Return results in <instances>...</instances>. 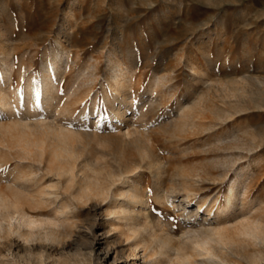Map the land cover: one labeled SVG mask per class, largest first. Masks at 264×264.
Wrapping results in <instances>:
<instances>
[{
	"label": "rangeland",
	"instance_id": "rangeland-1",
	"mask_svg": "<svg viewBox=\"0 0 264 264\" xmlns=\"http://www.w3.org/2000/svg\"><path fill=\"white\" fill-rule=\"evenodd\" d=\"M117 23L123 30L119 56L133 72L135 91L133 110L124 124L135 137L151 139V149L163 165L160 186L171 198L165 203L155 200L154 181L146 170L141 185L152 200L156 235L170 232L177 240L181 225L191 223L183 218L185 206L199 211L196 224L210 208L212 213L225 211L231 180L237 175L235 194H240V201L235 210L227 218L209 221L219 226L264 222V101H258L259 92H264V0H0V53H11L15 60L14 88L19 79L25 83L29 77L41 83L43 62L59 51L57 37H62L69 59L60 84V105L67 103L76 85L77 92L88 95L70 106L66 122L85 140L114 133L112 127H94L89 111L93 96L104 111L111 106L106 101L113 94L108 55ZM10 64L11 60L0 61V72ZM86 70L99 74L83 82L79 77ZM200 98L201 108L190 113L195 121L191 131H174L180 108H191ZM38 104L43 106L42 101ZM2 115L0 127L11 126L13 119ZM95 147L97 168L118 173L117 163ZM5 161L0 165V190L10 195L12 173L19 168L15 159ZM181 188L193 191L197 199L186 204ZM60 192L70 194L64 188ZM56 202L52 198L33 209L38 225L22 229L33 240L1 234L0 264H176L175 256L160 258L150 250L135 249L119 223L108 216V200L74 201L73 208H78L74 219L58 214ZM52 229L66 234L61 241L65 244L45 239V232ZM220 264H264V243L232 245Z\"/></svg>",
	"mask_w": 264,
	"mask_h": 264
},
{
	"label": "bare ground",
	"instance_id": "bare-ground-1",
	"mask_svg": "<svg viewBox=\"0 0 264 264\" xmlns=\"http://www.w3.org/2000/svg\"><path fill=\"white\" fill-rule=\"evenodd\" d=\"M60 30L64 31L62 28ZM122 33L123 30L117 23L108 55L110 73L107 78L113 94L106 97V101L111 102V106L104 111L96 104L97 96H93L95 103L92 111H89L90 119L94 120L91 123L94 127H112L114 133L100 136L97 132L99 135H94L92 138L87 136L86 140L81 138L66 121L70 118V106L84 100L88 95L83 96L84 92L81 90L77 92L76 85L73 90L69 89L70 93L67 92V103L60 105V86L64 82L65 64L69 59L66 46L61 44L62 37H57L59 51L54 53L50 60L43 62L42 81L39 84L35 78L29 77L25 83L19 79L17 88H14L12 73L15 60L11 53H0L1 62L5 64L9 60L13 62V66L5 65L0 72V120L5 118L2 115L4 113L13 119L11 126L6 124L7 127H0V152L3 153L0 157V165H4L7 162L5 160L9 158L15 159L19 168L12 173L11 183L8 186L12 188V193L7 195L0 190V237L6 231L8 236L15 234L26 239V242L32 239V234L25 233L22 229H30L35 224L38 225L32 219L33 209L53 198L58 202L56 204H59L58 214L66 219L71 217L74 219L73 214L77 213L78 208H73L74 201L87 204L92 200H108L111 203L108 216L119 223L121 233L127 236V240L132 241L135 249L140 248L144 252L150 250L154 256L160 258L175 256L176 264H220L224 253L231 249L232 245L245 241L264 243L262 220L240 221L237 225L231 226H219L215 221L211 222L227 218L238 205L240 194L236 195L235 190L239 185V175L231 180L226 198L228 207L225 211L217 209L216 213H212L213 210L210 208L206 211L205 218L196 224L195 218L199 211L189 210L185 206L183 218L185 222L191 223L181 225L183 227L181 236L174 240L175 235L170 232L156 235L151 220L152 200L146 186L141 185L146 170H149L154 181L155 200L170 202L171 198L160 186L163 165L151 149V139L135 137L134 130L131 131L124 124L126 114L133 110L135 91L132 89L131 80L133 72L120 57L122 47L118 38ZM94 71L86 70L79 78H83V82H90L88 77L99 74L98 71ZM58 76L60 79L56 81ZM191 77L194 79L195 74ZM201 99L193 103L191 108H180V119L173 125L174 131L183 132L194 125L195 121L190 113L198 105L201 108ZM39 101L43 102V106H38ZM258 101H264V92H259ZM42 108L45 112L41 115L39 111ZM104 112L108 113L107 116ZM31 119L33 122H30ZM105 119L108 120L107 123L101 124ZM114 121L116 123L113 126L108 125ZM95 145L101 147L99 151L103 155L110 156L117 163L118 173L97 168L98 158L94 154L98 150ZM133 150L134 154H132ZM61 188L70 194L63 195L60 192ZM182 191V198L186 204L197 199L193 198L194 192L188 188H183ZM196 206L199 209L201 207L199 203ZM53 222L57 223V221ZM4 223L7 224V228ZM173 232L175 233L174 229ZM45 233L46 240L56 243H63L61 241L66 237V234L54 229ZM89 235H95L93 229ZM116 261L114 258L113 262Z\"/></svg>",
	"mask_w": 264,
	"mask_h": 264
}]
</instances>
